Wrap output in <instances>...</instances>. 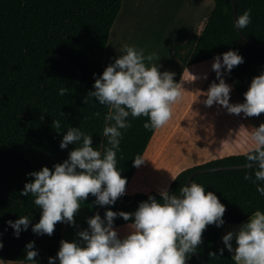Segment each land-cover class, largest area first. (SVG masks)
I'll return each mask as SVG.
<instances>
[{"label": "trees", "instance_id": "obj_1", "mask_svg": "<svg viewBox=\"0 0 264 264\" xmlns=\"http://www.w3.org/2000/svg\"><path fill=\"white\" fill-rule=\"evenodd\" d=\"M215 8L188 59L193 67V93L190 106L180 122L184 138L193 139L211 150V159L179 171L168 190L179 194L190 174L196 169L245 165L250 147L249 134L264 123V113L245 117L230 114L219 104L206 106L203 100L210 84L215 81L212 69L214 57L229 50H239L244 63L225 71L224 78L233 88L231 103H243L244 93L252 79L264 71V48L246 42L235 28L232 0H214ZM123 0H0V261L23 262L25 246L35 241L39 264H48L60 248L65 223L57 222L53 235L42 236L32 231L42 209L34 204V197L21 196L26 182L33 178L27 173L47 166L53 169L68 158L76 145L60 148L63 134L70 126L80 127L93 135V147L102 148L104 116L108 111L95 97L85 98L94 91V73L102 74L111 29L119 16ZM238 15L251 9V23L241 30L244 37L255 44H264V0H235ZM207 74V79L204 78ZM197 77V78H196ZM68 88L59 95L60 88ZM99 111L100 117L94 113ZM43 117V119H42ZM61 121L57 132L53 120ZM132 127L124 132L117 167L127 177L126 194L115 205L99 206L89 194L81 208L104 217L106 209L134 212L148 197H162L159 193L137 192L127 189L137 167L132 160L144 156L157 129L143 127L148 117L128 118ZM243 125V127H241ZM123 131V130H122ZM204 148V151L206 150ZM255 169L218 170L199 174L193 180L202 184L206 192L213 191L226 206L225 224L208 225L197 255L208 264H235L232 255L223 248L221 235L227 226H237L250 218L257 209L264 211V196L245 173L254 177ZM264 184V182H258ZM32 217L28 230L19 238L7 221L19 216ZM130 221L117 217L114 227L121 237L127 234ZM216 252L217 256H210ZM0 263V264H7ZM188 264H203L191 254Z\"/></svg>", "mask_w": 264, "mask_h": 264}, {"label": "clouds", "instance_id": "obj_2", "mask_svg": "<svg viewBox=\"0 0 264 264\" xmlns=\"http://www.w3.org/2000/svg\"><path fill=\"white\" fill-rule=\"evenodd\" d=\"M251 12L246 9L238 15L236 29L243 30L251 23ZM155 56L156 53L145 56L143 49L126 44L122 54L102 74L97 76L94 73L95 90L89 92L84 102L95 97L99 104L108 107L102 131L107 143H102V148L93 147L91 133L80 127L67 128L60 148L76 145L68 158L55 164L53 169L44 166L39 171L27 173L33 179L25 183L20 195L31 194L34 204L42 212L35 224L27 215L7 221L17 238L22 231L28 230L30 224L32 231L40 236L53 235L57 222L75 226L81 202H85L89 194L101 207L115 205L117 199L126 194L128 180L122 175L123 170L117 167V154L121 152L124 132L132 127L128 118L148 117L143 127L159 129L173 118V106L183 98L182 81L176 82V73L161 72L160 64L145 63L153 61ZM244 62L239 50H229L214 57L212 69L219 82L213 81L204 95L206 106L219 104L228 113H243L245 117L264 113V71L252 79L243 103L230 102L233 88L224 78L225 71L230 74L234 67ZM204 78L207 79V74ZM68 91L62 87L59 95ZM94 115L99 118L101 113L97 111ZM52 127L60 132L61 121L53 120ZM248 138L250 147L245 167L255 171L254 177L245 173L243 178L253 183L264 196V184L258 183L264 182V123L254 127ZM145 162L141 154L132 160L137 168ZM159 194L161 200L150 195L134 212H116L108 208L102 218L97 211L87 218L88 228L77 233L79 239L60 241L59 251L55 257L48 258V264H57V260L59 264H188L191 254L196 253L202 244L208 225L221 227L225 224L226 206L213 191L206 192L205 187L195 180L181 186L179 194L168 189L160 190ZM118 216L130 221L123 237L114 227ZM222 241L225 247L219 249L220 255L226 248L234 253L232 260L235 264H264V211L257 209L237 231L225 234ZM3 247L0 240V249ZM25 253L23 264H39L35 241L26 244ZM209 255L217 256L216 252Z\"/></svg>", "mask_w": 264, "mask_h": 264}, {"label": "rangeland", "instance_id": "obj_3", "mask_svg": "<svg viewBox=\"0 0 264 264\" xmlns=\"http://www.w3.org/2000/svg\"><path fill=\"white\" fill-rule=\"evenodd\" d=\"M162 5L164 4L162 3ZM139 10L140 13H137L136 10H131V0H124L121 14L111 31L105 53L104 67L106 68L109 64L114 63L115 59L122 54L123 46L126 44L127 36L130 34L133 38L134 46L138 49H143L145 56L150 53H156L153 61H145L146 64L155 63L157 66L160 64L159 70L161 72L170 71L176 73L174 79L176 82H180L181 76L179 77L178 74L183 67L175 57L176 44L174 43L177 40L181 42V39L174 36L173 38L170 37V40L161 34L163 26H166V24L170 23L172 26L179 24L175 23L176 17L169 12L167 13V16L170 17L169 20L163 21L161 15L163 10L161 8L160 12H156L155 21L152 18L154 14L149 12L147 8H140ZM158 13L160 14L159 16ZM124 14L125 16H123ZM124 17L126 20L122 22ZM118 25L124 26L121 34L117 30ZM181 73L183 72L181 71ZM186 77L185 75L182 78L183 98L173 106V118L165 126L156 130L143 156L146 162L137 168L127 189L128 194L137 192L148 193L151 191L160 193V190L169 188L173 182L172 178L175 179L181 169L204 163L210 160L211 155L214 154L202 144L199 145L197 141L191 138H184L181 130L180 122L190 106L193 93V77L188 79ZM204 148L206 149L205 151ZM86 213L87 216L83 219L87 222L88 215L92 216V214ZM86 228L88 226L73 229V226L67 224L63 240L71 242L79 239L77 233ZM0 263L7 262L0 261Z\"/></svg>", "mask_w": 264, "mask_h": 264}, {"label": "crops", "instance_id": "obj_4", "mask_svg": "<svg viewBox=\"0 0 264 264\" xmlns=\"http://www.w3.org/2000/svg\"><path fill=\"white\" fill-rule=\"evenodd\" d=\"M123 2H124V0H123ZM162 3L164 5H162ZM140 8H147L149 12H152V14H154V17H152L153 20H155L154 18H156V16H157L156 12L159 11L161 8L163 10V12H161L163 21L169 20L170 17L167 16V13H169V12L172 13L176 17L175 23L176 24L179 23V24L176 26H172L170 23L166 24V26H163V30H162L161 34H162V36L168 37L170 40L174 36L180 37L181 42H179L177 40L174 43V44H176V46H175V57L180 61V63L182 64V67H183V68H181V71L183 73H181V71H179L178 76L179 77L181 76V78H180L181 81L185 75L187 76L186 79H188L189 77H193V67L188 65V59L190 58V56L194 50V47L196 45V42L199 39L201 32L205 28V26H206L211 14H212L214 8H215L214 0H131V10H133V11L136 10L137 13H140V10H139ZM122 9H123V4H122L121 11H122ZM121 11L119 13V16L121 14ZM159 15L160 14L158 13V16ZM123 16H125V14ZM171 18H172V16H171ZM125 20L126 19L124 17L122 22H124ZM116 21H115V23H116ZM151 22H152V19H151ZM117 28H118L117 30H118L119 34H121L124 26L118 25ZM111 31H112V29H111ZM119 34H118V36H119ZM110 35H111V33H110ZM114 36H115V34H114ZM126 41H127L126 42L127 45H134L133 38L130 34H129V36H127ZM187 68L189 71L187 70ZM190 74H191V76H190ZM181 86L183 87V85H181ZM86 212H88V211L81 208V210L78 212V214H76V216H75L76 225L73 226V229H75L76 227L81 228L84 226H88L86 220L83 219L84 217L87 216ZM88 216L91 217V215H88ZM92 216H93V214H92ZM248 220H249V218L247 220H245L243 223H246ZM243 223H241L240 225H237V226H227L221 235L222 244H223L222 237L225 234H227L229 231H232V232L237 231ZM66 226H67V224H65L63 236H62L61 240H63V238H64ZM223 246H224V244H223ZM233 247L234 248L236 247L235 239L233 240ZM230 254L232 256L234 255V253H230ZM58 262L59 261L57 260V264H58ZM10 264H23V262H10Z\"/></svg>", "mask_w": 264, "mask_h": 264}, {"label": "water", "instance_id": "obj_5", "mask_svg": "<svg viewBox=\"0 0 264 264\" xmlns=\"http://www.w3.org/2000/svg\"><path fill=\"white\" fill-rule=\"evenodd\" d=\"M232 4H233V9H234V21L236 20L237 18V12H236V8H235V0H232ZM241 37L246 41L248 42L249 44L257 47V48H264V44H255L253 42H251L250 40H248L246 37H244V35L242 34L241 30H238ZM245 165H237V166H222V167H215V168H210V169H196L194 170L186 184H190V182L194 179V177L196 175H199V174H205V173H209V172H213V171H218V170H236V169H245ZM185 184V185H186ZM193 255H196L198 257V259L203 263V264H208L207 261L205 259H203L202 257H200L199 255H197L196 253H193Z\"/></svg>", "mask_w": 264, "mask_h": 264}, {"label": "bare ground", "instance_id": "obj_6", "mask_svg": "<svg viewBox=\"0 0 264 264\" xmlns=\"http://www.w3.org/2000/svg\"><path fill=\"white\" fill-rule=\"evenodd\" d=\"M179 155V154H178Z\"/></svg>", "mask_w": 264, "mask_h": 264}]
</instances>
